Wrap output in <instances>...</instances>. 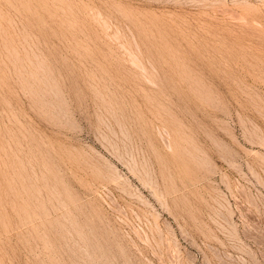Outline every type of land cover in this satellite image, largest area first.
<instances>
[{"label":"rangeland","instance_id":"374dc122","mask_svg":"<svg viewBox=\"0 0 264 264\" xmlns=\"http://www.w3.org/2000/svg\"><path fill=\"white\" fill-rule=\"evenodd\" d=\"M0 264H264V0H0Z\"/></svg>","mask_w":264,"mask_h":264}]
</instances>
